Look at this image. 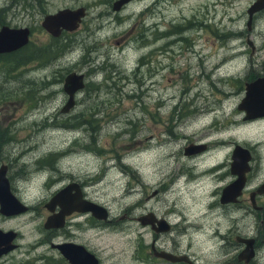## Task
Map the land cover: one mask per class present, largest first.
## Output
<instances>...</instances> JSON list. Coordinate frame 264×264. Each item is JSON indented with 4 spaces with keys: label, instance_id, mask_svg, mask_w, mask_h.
<instances>
[{
    "label": "rangeland",
    "instance_id": "374dc122",
    "mask_svg": "<svg viewBox=\"0 0 264 264\" xmlns=\"http://www.w3.org/2000/svg\"><path fill=\"white\" fill-rule=\"evenodd\" d=\"M20 1L0 0L6 24L32 31L22 52L0 58V165L30 213L3 229L32 243L42 222L34 213L78 183L107 218L92 223L88 213L70 230L99 249L103 264H140L134 256H144L155 236L133 219L146 212L179 232L168 237L182 248L190 243L202 264L229 255L219 249L229 232L255 237L264 261V197L261 212L247 200L264 182V119L245 122L236 110L244 83L264 77V13L252 21L246 14L254 0H133L118 11L116 0H43L24 12ZM78 7L84 17L60 43L39 27L44 14ZM160 31L167 32L162 57L153 53ZM70 72L82 74L84 86L61 113ZM188 145L204 148L184 156ZM234 145L250 155L243 206L219 203L235 179Z\"/></svg>",
    "mask_w": 264,
    "mask_h": 264
},
{
    "label": "flooded vegetation",
    "instance_id": "af4514ba",
    "mask_svg": "<svg viewBox=\"0 0 264 264\" xmlns=\"http://www.w3.org/2000/svg\"><path fill=\"white\" fill-rule=\"evenodd\" d=\"M15 1H17L16 3H18L19 0H15ZM31 1L32 2H30V4L27 3V0L20 1L21 12H24L30 9L32 10L33 8L37 6L43 5L42 3L43 0H31ZM125 5H123L122 7H124ZM80 8L82 7H78L74 9L62 8V9H57L56 11L52 13L44 14L41 18L39 27L44 32V34L48 36V38L60 43L59 42L60 38H63L64 35L66 34H74L78 26L72 32L61 31L57 37H52L41 27V22L43 18L47 15L55 14L59 10H63V9L76 10ZM83 10L85 11L84 8ZM262 13H264V9L253 14L250 18V21H252L258 14H262ZM1 15H3V9L0 11V27L7 26L13 29H20V28L26 29L28 32V41H27V44H28L30 41L29 40L30 35L32 33L31 29L27 27L18 28L16 26H9L3 21V19L1 18ZM157 26L158 25H155L156 28ZM166 33H167L166 31H160L158 36L153 40V43L155 44V48L153 52L155 54L154 56L162 57L165 53H167L168 49L165 48L166 46L164 44H162V41L165 39ZM126 34H124L123 35L124 37L118 39V41L114 43L121 41L123 38H125ZM25 46L15 51L9 52V53H0V58H3L4 55H7V54L14 55V54L20 53L23 51ZM149 58L150 60H147L146 58L147 64L152 63V59H153L152 53H150ZM259 119H264V117L259 118ZM251 121H254V120H251ZM251 121H245V122H251ZM188 146H196V145H188ZM182 154L184 155V149L182 150ZM184 156H189V155H184ZM74 184H76L79 187L78 183H74ZM255 189H252L249 193H247L248 194L247 200H248L249 206H251V203L249 200L250 193H253ZM79 190H80V187H79ZM243 191L244 189L241 191L236 202L230 203L231 206H235V205L243 206V204L247 205L246 198L242 196ZM81 197L83 198L82 194H81ZM262 197H264V193L253 197L254 206L253 207L251 206L253 211L254 210L257 212L262 211L261 206L258 205V199ZM44 205L45 204L42 205V208H44V211L34 213L35 215L34 218L35 217L40 218L42 221L38 228L39 230L41 229V231L38 232L37 238L34 241H32V243H28V244H19L18 240L22 239L20 237V234L16 230H13V229H3L2 224L5 223L7 220L15 219L16 217L22 214L24 215V214L30 213V207L27 206L24 213H21L19 215L12 216V217H5L0 214V231H2L3 233L7 231H12L15 233V237L13 241H11V245L13 246V248H11L10 250H8L7 252L3 254H0V264H103L102 263L103 258L99 254V249L93 244H91V242H89L88 238H86L83 233L70 230V226H73L75 224H81L82 217L86 216L88 212H83V213L72 212L71 214L63 218V223L61 227H58V228L51 227V228L45 229L43 227L45 219L47 217H52L54 215H57L59 213V208L54 206L53 208H51V211H48L45 209ZM89 215H90V218L92 219V220L90 219L92 223L102 221V220H97L93 218L91 214ZM147 215H151L155 221H162L163 222L162 226L165 227V231L155 232L154 230H152V227L157 228L156 223H152V225L148 223L141 224L140 218L143 216H147ZM106 218H107V215H106ZM93 219L95 220V222L93 221ZM133 220L134 221L136 220L139 226L148 228L150 231H152V233H154L153 236H155L149 243L148 250L145 251L146 253L144 256L139 257V258H137V256H134V258L138 260L140 264H202L201 259L197 255L190 253L191 251L190 243H188L186 247L182 248L180 246V243L176 240V238L168 237V236H176V235H179L180 233L172 232V231L167 232L170 230V225L166 221L155 217V215L151 212L140 214L134 217ZM105 221L106 220L102 221V223ZM164 233L167 235V237L162 236ZM158 234H161V235H158ZM158 236H162V238L160 239L159 245H157L155 242L156 241L155 239H157ZM254 238L255 237L248 238L244 234H231L230 232L225 233L223 236L222 243H221L222 246L219 249L221 250L222 256H225L227 254L229 255L223 260H221L219 264H264V261L260 260V258L263 256L257 253L258 248H255ZM244 240H251V245H250L251 247L249 248L246 247V243ZM115 258L117 259V261H120L118 256H116ZM113 264H120V263H113Z\"/></svg>",
    "mask_w": 264,
    "mask_h": 264
},
{
    "label": "water",
    "instance_id": "95a60500",
    "mask_svg": "<svg viewBox=\"0 0 264 264\" xmlns=\"http://www.w3.org/2000/svg\"><path fill=\"white\" fill-rule=\"evenodd\" d=\"M132 0H117L112 5L113 11H118L123 5ZM264 9V0L253 1L246 9L247 19L256 12ZM83 8L76 10L63 9L55 14L47 15L41 22V27L52 37H57L61 31H74L81 19L84 17ZM28 41V32L26 29H13L7 26L0 27V53H9L25 46ZM116 44V43H114ZM83 75L70 72L62 80V92L66 95V102L60 112L65 113L74 105V95L83 89ZM237 111L243 113L242 121H250L256 118L264 117V77L255 78L253 81L244 84L243 98L236 107ZM204 148L203 145L189 146L184 149V155H190L199 152ZM250 155L249 152L239 145H234L230 155L229 174L235 176L230 184L221 189L219 203H234L245 186V174L249 170ZM6 167L0 165V214L5 217H12L24 213L26 206L16 199L9 189V183L5 176ZM264 193V182L261 183L253 193H250V203L254 206L253 197ZM56 206L59 213L52 217H47L43 224L45 229L51 227H61L63 218L72 212H88L97 220H106V211L102 207L87 201L81 197L79 187L70 183L57 191L44 205L45 209L51 211ZM141 224L156 223L157 228L152 227L155 232L165 231L162 221H155L151 215L140 218ZM15 233L0 231V254H3L13 248ZM246 247H251V240H244ZM90 262V261H89Z\"/></svg>",
    "mask_w": 264,
    "mask_h": 264
},
{
    "label": "trees",
    "instance_id": "16d2710c",
    "mask_svg": "<svg viewBox=\"0 0 264 264\" xmlns=\"http://www.w3.org/2000/svg\"><path fill=\"white\" fill-rule=\"evenodd\" d=\"M176 28V27H175ZM255 78H258L257 77V75H255V76H253V77H251V79L250 80H252L253 81V79H255ZM108 79V78H107ZM246 83H248V82H246ZM245 84V83H244Z\"/></svg>",
    "mask_w": 264,
    "mask_h": 264
},
{
    "label": "bare ground",
    "instance_id": "6f19581e",
    "mask_svg": "<svg viewBox=\"0 0 264 264\" xmlns=\"http://www.w3.org/2000/svg\"><path fill=\"white\" fill-rule=\"evenodd\" d=\"M210 173H211V172H210ZM210 173H209V174H210ZM211 176H212V175H211ZM208 177H209V176H208ZM210 178H211V177H210ZM11 192H12V191H11Z\"/></svg>",
    "mask_w": 264,
    "mask_h": 264
}]
</instances>
